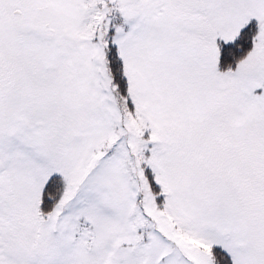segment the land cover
<instances>
[{"label":"snow or ice","instance_id":"1","mask_svg":"<svg viewBox=\"0 0 264 264\" xmlns=\"http://www.w3.org/2000/svg\"><path fill=\"white\" fill-rule=\"evenodd\" d=\"M0 264H264V0H0Z\"/></svg>","mask_w":264,"mask_h":264}]
</instances>
